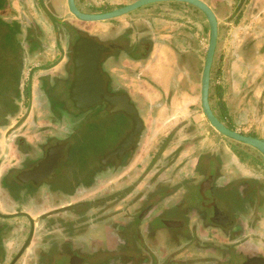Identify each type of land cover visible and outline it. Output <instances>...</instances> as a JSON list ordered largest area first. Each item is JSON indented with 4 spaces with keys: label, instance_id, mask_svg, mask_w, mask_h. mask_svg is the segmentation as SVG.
I'll return each mask as SVG.
<instances>
[{
    "label": "flooded vegetation",
    "instance_id": "obj_1",
    "mask_svg": "<svg viewBox=\"0 0 264 264\" xmlns=\"http://www.w3.org/2000/svg\"><path fill=\"white\" fill-rule=\"evenodd\" d=\"M133 1L102 0L95 5L92 0H74L83 13L108 11ZM203 1L217 16L219 6H211L213 0ZM232 1L234 11L225 7L229 18L240 20L244 13L253 17L249 7L257 4ZM25 3L0 0V261L264 264V176L242 174L229 156L210 146L220 133L201 109L200 89L197 101L184 97L191 78L184 73L185 58L177 47L179 13L174 14L176 38L170 41L175 62L168 73L159 70L164 86L148 76L137 77V69L125 63L147 64L157 43L151 13L144 12L158 10L163 17L167 10L182 12L183 6L156 2L138 9V17L137 12H127L83 21L69 11L66 0H32L41 13L36 11L38 18L27 16L23 9L19 12L17 6ZM240 3L245 6L238 11ZM86 22L98 25L92 28ZM252 33L245 37L251 52L257 41ZM80 38L101 46L98 70L104 96L88 110V117L71 113L83 108L75 107L69 96L74 44ZM212 79L211 65L208 99L222 122L212 99L225 80L215 84ZM151 88L155 97L148 96L146 90ZM117 101L129 106L140 124L128 141L134 119ZM195 110L200 111L203 126ZM184 111L187 115L182 116ZM158 115L165 117L160 123L172 122L165 133L157 131L163 126L158 127ZM149 126L156 132L150 133ZM96 132L98 144L112 147L90 167L83 155L88 149L77 158L71 153L88 145ZM144 141L151 144L143 153ZM121 144L119 152L108 155ZM202 145L206 149H199ZM191 147L198 151L184 157ZM230 147L236 159L251 158L245 149ZM50 149L54 150L49 167L33 178L26 176ZM64 162L67 172L63 173ZM108 175L116 177L115 187L105 190L100 183Z\"/></svg>",
    "mask_w": 264,
    "mask_h": 264
},
{
    "label": "crops",
    "instance_id": "obj_2",
    "mask_svg": "<svg viewBox=\"0 0 264 264\" xmlns=\"http://www.w3.org/2000/svg\"><path fill=\"white\" fill-rule=\"evenodd\" d=\"M108 1L117 3L122 0ZM250 1L262 9L261 13L257 12V17L251 19L244 13L240 20H235L229 18V13L223 16L224 14L216 9L218 36L212 66L215 73H219V68L223 67L227 81L224 87H218L213 94L217 96L218 102L215 103V106L219 117L230 129L246 135L264 137V0ZM100 2L102 0H92L93 4H100ZM219 2L231 9L234 1L222 0ZM176 4L183 6L182 12L167 10L163 17L160 16L158 10L144 12L151 13L152 34L157 43L154 45L151 59L147 64L129 63L128 61L125 63L132 66L131 68L137 69V77L148 76L156 83L164 86L163 79L159 78V70L161 73H168L169 68L175 62V55L170 49V41H174L176 38L173 31L179 26L181 40L178 39L177 42L178 50L185 59L189 56H195L201 61L198 78L189 81L191 90H197L196 97H198L201 71L209 38V26L203 13L196 7L178 1ZM140 13L139 11L135 14L138 17ZM174 14H177V19L181 23L177 26L176 21H174L176 19ZM120 19L124 20L125 17ZM256 20L259 23H255ZM253 26L257 27V32H255L257 41L252 52L244 55L240 44L249 34V31L255 29ZM186 68L187 64L184 60V73L187 76ZM170 70L172 69L170 68ZM119 72L122 74L121 76L125 77L122 71ZM140 81V78L136 79L137 83ZM146 91H149V97H155L154 89L151 88ZM184 94V97L189 95L187 91ZM221 103L225 106H222ZM233 153V156L236 157L237 154Z\"/></svg>",
    "mask_w": 264,
    "mask_h": 264
},
{
    "label": "water",
    "instance_id": "obj_3",
    "mask_svg": "<svg viewBox=\"0 0 264 264\" xmlns=\"http://www.w3.org/2000/svg\"><path fill=\"white\" fill-rule=\"evenodd\" d=\"M165 1H178L196 7L203 13L208 23L209 38L200 78V106L206 119L210 125L213 126V128L220 134L237 142L251 146L264 157V137L246 135L228 128L214 115L210 107L208 92L210 70L217 42V18L211 7L206 2L203 0H135L129 4L114 8L112 10L92 13H83L79 11L76 8L74 0H66V3L69 11L73 13L78 19L83 21H99L120 16L140 6ZM100 47L101 46L94 44L92 41L86 38H80L74 44V79L71 84L69 96L75 107L84 108L91 106L100 100V95L104 96L101 87L102 78L98 70L99 54L97 49H100ZM110 100H114V98H111ZM116 103L118 106L120 105L119 101ZM119 108L127 111L134 119V127L132 131L128 133L125 139L128 141L138 130L140 124L138 119L135 118L133 110H131L129 106H125L123 103L119 106ZM122 147L123 145L121 144L120 148H116L108 155L119 152ZM53 150L54 149H50L47 152L46 158L40 164L35 166L33 169L26 171V176L33 178V176H36L42 172L45 167H49L53 156Z\"/></svg>",
    "mask_w": 264,
    "mask_h": 264
},
{
    "label": "rangeland",
    "instance_id": "obj_4",
    "mask_svg": "<svg viewBox=\"0 0 264 264\" xmlns=\"http://www.w3.org/2000/svg\"><path fill=\"white\" fill-rule=\"evenodd\" d=\"M219 1H222V0H213L212 2L210 1V4H211V6L215 7V5H218ZM172 2L176 3L177 1H172ZM244 6H245L244 3H240L237 6V10L240 11L241 8L244 7ZM141 7H143V6H140V7L136 8V9L130 11V12L131 13H135V12L138 11V9L140 10ZM225 7H227V6H225L223 3L220 4V6H219L220 13H223L224 14L223 16H225L227 14V12H225ZM234 7H235V5L233 4L231 11L232 10L234 11ZM17 8H18L19 12H21V10L23 9L24 13L27 16H29V17H30V14L34 15L36 13V11L41 16V13H39L38 10L35 11V9H34V7L32 5V0H26V3L24 4V6L19 4L17 6ZM227 9H228V7H227ZM237 10H235V11H237ZM259 10L260 9H259V7L257 5H250V7H249V16L252 14L253 17H256V14H257V12ZM255 11H257V12L255 13ZM35 16L38 18V16L36 14H35ZM250 18H251V16H250ZM86 24L89 25L92 28L93 27L96 28L97 25H98V23H96V22H86ZM252 32L253 33L250 34L251 36H257L256 33H255V32H257L256 29L252 30ZM247 39L248 38H244L242 40L241 44H240L241 47L243 48L242 50H243V54L244 55H247L249 52H251V48H252L251 44L246 42ZM185 62L187 64L186 70H187V72L189 74V77L191 79H197L199 71H200V67H201L200 59H197L195 56H189L188 58L185 59ZM218 71H219V73H215L213 71V79H212L213 83L219 84L223 80H225V83H226L227 77H226L225 70H223V67H220ZM225 83L224 84L222 83L223 87H224ZM196 92H197V90H193V89L192 90L189 89L188 92H187V93H189V95H191L190 98H191V101H193V102L197 101L196 100V98H197L196 97ZM61 94H62V92H61ZM216 98H217V96L213 95L212 101H213V103L217 104L218 101H217ZM195 107L198 108L197 105H195L194 108ZM92 108H93V105L89 106V107H85L83 109H75V108H73L71 113L73 115H76L77 117H79V116L88 117L90 112H91V111H88V110H91ZM191 108H193V107H191ZM187 112L188 111H184V112L181 113V115L182 116L187 115ZM194 113H196L195 114L196 117H198L200 119L198 121L199 125L203 126V123H204L203 117H200L197 114V113H200V111L199 110H195ZM146 118L148 119L149 116L146 115ZM164 118L165 117H161V116L158 115V122H157L158 123V127L160 125H163V126L158 128L157 131H159V132L162 131V133H165V129L169 130V128H167V127H172V124H171L172 122L162 123L163 122L162 121L160 123V121L162 119H164ZM254 118H256V117H254ZM151 126H153L152 120H151ZM148 128L150 129V126ZM153 130H154L153 127H151L150 133H152ZM154 132H156V131L154 130ZM201 132H203V130H201ZM97 136H98V133L96 132V135L91 136V137L88 138V145L84 144V146H80L78 151L75 148L74 151L71 153L73 155V157L77 158L78 156H80V154L82 152V149H85V150L88 149V152L87 153H83V155L87 156V158H88L87 160L90 163V167L91 166H96L98 158H100L105 151L109 150L112 147V145H101V144H98L97 143V139H98ZM150 144H151V142H149V141L148 142H145V141L143 142V144L141 145L143 153L146 152V150L149 148ZM232 145L233 146H237L238 149H242V148L245 149V151L247 152L248 157L249 158L251 157L250 158L251 160L250 159L249 160L243 159L244 162H242V160L236 159V157L233 156V154H234L232 152L233 150L230 149L231 148L230 146H232ZM210 146L213 149H215L216 151L217 150H221V151H223L222 154L229 156L230 157V161H232V163H233L232 164L233 168L235 166H237L238 170L242 174L249 175L250 173H254V174H261V175L264 176V157L259 152H257V150L252 148L251 146L243 144V143H240V142H237L235 140H232V139H230V138H228L226 136H223L222 134H217V140L213 141ZM205 147H203V145H202L201 148H199V149H206ZM196 151H198L197 148L191 147L190 149H186V151L184 152L183 156L186 157L190 153H196ZM235 163H236V165H235ZM61 170H62L63 173L67 172L66 163L65 162L63 163ZM70 171H72L71 168H70ZM115 180H116V177L114 175H108V176L104 177V179H102V181L100 183V186L104 187L105 190L108 189V188H111V187H115V185H114V181ZM92 194H93V192H92ZM16 243H17V241L14 244H12L11 247H14L16 245ZM8 261H9L8 259H6L4 261H0V264H7ZM68 263H69V260H68ZM18 264H31V263L30 262L27 263V262H25L24 259H22L21 262L18 263Z\"/></svg>",
    "mask_w": 264,
    "mask_h": 264
},
{
    "label": "trees",
    "instance_id": "obj_5",
    "mask_svg": "<svg viewBox=\"0 0 264 264\" xmlns=\"http://www.w3.org/2000/svg\"><path fill=\"white\" fill-rule=\"evenodd\" d=\"M234 151V150H233Z\"/></svg>",
    "mask_w": 264,
    "mask_h": 264
}]
</instances>
